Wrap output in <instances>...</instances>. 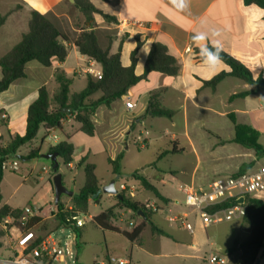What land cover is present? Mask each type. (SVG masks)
Instances as JSON below:
<instances>
[{
  "label": "crops",
  "instance_id": "obj_1",
  "mask_svg": "<svg viewBox=\"0 0 264 264\" xmlns=\"http://www.w3.org/2000/svg\"><path fill=\"white\" fill-rule=\"evenodd\" d=\"M90 1L98 10L111 17V20L106 21L101 15L94 14V29L101 46L105 49L108 48L111 54L116 53L121 47L120 62L123 67L131 66V56L137 47L138 38L142 45L136 54L135 74L137 76L144 75L146 61L155 42L167 46L169 53L177 58L180 65V70L176 76L152 72L146 79L131 87L127 95L121 99L114 101L110 106H99L92 116L95 134L98 131H105L109 137H112L115 146L123 144L128 149L130 141L136 142L140 134L142 135V129H149L146 130L147 135L155 134L157 135L156 141L164 140L167 142L163 150L165 156L193 157L195 163L188 171L187 182L180 184V192L185 185H193L197 192H201L207 189L208 185L218 177L237 174L243 164L255 162L256 165L260 164V161L264 163V158H258L253 150L234 142L236 125L232 121L234 119L237 125L248 126L259 133L258 141H260L264 89L251 86L235 77L224 78L213 89L206 85V82L211 81L222 72H229L230 68L224 62L217 67H208L201 56V49L205 48L206 45L207 48L214 45L222 46L224 52L249 68L254 79L262 78L264 80V8L246 5L244 0H191L190 12H181L180 0H176L174 6L169 3V0ZM32 11H38L53 18L59 28L63 25L75 36L74 40L81 29L85 27L84 16L70 0H0V20L4 18L0 25V42L3 41V32L8 30L7 24L9 22L13 25V29L18 30L15 34H7L10 36L9 41L0 43V58L18 44L22 35L28 31L26 27L29 26ZM28 14L30 15L29 20ZM202 23L206 24L213 33H218V38L207 42L200 39L194 41L196 34L202 30ZM74 40H71L68 45L69 54L63 63L44 67L38 62H29L26 65V77L15 81L8 90L0 93V146L7 145L10 139L16 135H25L29 106L38 98L39 89L43 86L48 88L51 96L54 94L57 87L54 81V73L57 68L62 69L71 79V94L86 88L87 77L91 76L85 72L90 66V58L79 53L73 45ZM71 52H73L72 62H70ZM94 67L102 71L100 64L97 63ZM73 77L86 78V85L82 90L72 91ZM246 91L249 94L245 97L232 98L234 95ZM152 92H157L163 108L174 111L172 119L147 115ZM100 96L101 93L98 92L92 96V99L96 100ZM127 99L134 102L135 109L133 111L126 108ZM71 122L74 121L68 119L63 125L64 133L68 137L67 142L72 144L71 136L65 132V125ZM40 131L44 130L41 129ZM149 140V137L143 138L145 147H147ZM49 149L46 154H48ZM82 157H87V163H90L88 154ZM79 162L78 167H81ZM69 165L70 167L75 166L74 158ZM120 171L126 177L132 174L123 173L122 169ZM135 172L146 177L167 199V202L160 201L142 187L143 191L135 193V197L130 199L141 204L145 202L156 204L160 210L153 215L152 221L168 236L153 234L150 226L144 229L140 239L135 242H130L121 233L110 232L133 243L130 258L125 260H128L130 264H141L140 261L134 262L133 250L135 247L147 254L149 258L158 257L159 254L154 253L155 249L150 248L144 239V233L148 228L151 243L165 240L164 244H169V248L177 252L176 258L186 259L190 255L185 253L192 251L196 255L190 257L199 260L204 245L198 240V236L189 233L192 236L191 240L186 241L179 233L180 227L168 221L170 213L176 212L178 214L187 211L182 207L181 199L176 195L162 192L161 189L165 187L163 183L154 184L153 180L142 172ZM126 177L125 179H128ZM171 180H174V177ZM121 183L132 185L135 189L140 187V183L135 179L123 180ZM99 184L102 188L100 179ZM49 185L47 192L51 197L54 189L52 184ZM146 193H151L152 197L146 196ZM105 195L110 201L111 208L117 205V201L112 195L103 194L99 203L94 199L90 201V208L92 205H99ZM233 195L235 194L229 195L228 198ZM260 199L264 201V195ZM51 202H53V197H51ZM51 202L49 213H45L43 206L34 207L39 211L40 217L44 219L47 230H54L59 227L57 219L51 213L53 206ZM3 204L13 208L21 207L9 203ZM70 205L72 204L64 206ZM117 212H122L124 219L133 216L129 210L119 209V207L115 210L116 216ZM192 215L194 214L190 216ZM237 220L239 224L235 226L242 228L243 219L238 218ZM140 223L141 220L137 225ZM113 224L121 232H131L137 226L132 227L134 220H130V226L125 230L116 225V219ZM248 230L250 235V227ZM236 233L230 232L228 239L233 241L232 244L223 248L220 247L219 250L225 252L234 245L237 239L245 241ZM73 238L76 243V236ZM107 250L104 254L107 263L99 260V257L95 258L94 262L98 263L99 261V263L108 264L113 256L111 257ZM171 264L191 263L176 261ZM260 264H264V258Z\"/></svg>",
  "mask_w": 264,
  "mask_h": 264
},
{
  "label": "trees",
  "instance_id": "obj_2",
  "mask_svg": "<svg viewBox=\"0 0 264 264\" xmlns=\"http://www.w3.org/2000/svg\"><path fill=\"white\" fill-rule=\"evenodd\" d=\"M246 5H256L264 8V0H244ZM74 7L84 16L85 27L81 29L77 38L73 41V45L79 53L95 60L101 65L102 78L96 79L93 76L87 77V86L78 93L71 94L72 81L66 73L57 68L54 73V81L57 85L54 94L51 96L48 88L43 86L39 89L38 98L29 106L26 133L23 136L16 135L11 138L5 146H0V204L3 202L1 192V183L4 176L2 164L8 159L19 155V150L22 146L32 143L38 136L41 129L44 130L45 136L52 132H63L64 123L68 119L80 125V131L87 136H95V125L92 116L95 114L99 106H110L114 101L121 99L127 95L131 87L146 79L152 72H160L168 76H176L180 70V65L176 57L169 53L167 46L160 42H155L151 48L146 61L145 73L143 76L135 74L137 63L136 54L141 47L142 42L137 39V47L132 52L131 66L125 68L120 62L119 50L111 54L108 48H103L99 42L98 35L95 31L94 14L101 15L106 21L111 20V17L98 10L90 0H75ZM4 18L0 20V25ZM69 38L57 26L53 18L38 11L31 12V19L28 26V31L22 35L18 44H16L9 52L0 58L1 79L0 93L8 90L10 85L15 81L26 77V65L29 62H38L44 67H52L55 63H63L68 57ZM209 53L215 51L214 47H208ZM222 61L230 68L229 72H222L215 76L211 81L206 82V85L215 89L226 77H235L243 80L247 84L256 88L264 89V80L262 78L254 79L248 67L243 65L237 59L227 54L223 50L220 52ZM100 92L101 96L93 100L92 96ZM249 92H243L235 97H245ZM69 110V111H65ZM147 115L151 117L172 119L174 111L165 109L161 106L157 92H152L150 95ZM236 125L235 143H238L245 148L255 152L258 158H264V146L259 143V133L248 126ZM67 137V136H66ZM68 138V137H67ZM74 145L64 141L54 147H50L48 154L57 153L59 158L66 165L73 162ZM178 152V151H174ZM40 157V150L33 149L30 151L27 159H35ZM122 155H118L116 159H108V163L112 167V172L117 177H122L121 165ZM53 165V163H52ZM255 162L243 164L237 175L243 174L251 169ZM79 166L84 168L85 185L77 193L71 197L74 211L88 215L90 209V201L93 196L101 188L99 179L96 175V167L94 164L87 163V157H82ZM54 174L56 170H52ZM127 180L135 179L143 189L151 192L157 199L162 202H167V199L161 195L158 189L153 186L149 180L139 175L138 172L129 175ZM123 199H117V205L109 208L102 213L94 216L93 223L103 232L121 233L130 242H135L140 239V236L147 226H150L153 234L168 236V234L157 227L152 221L153 215L158 211L147 210L143 204L127 198L123 193ZM237 199H228L225 202L210 208V212H215L232 206ZM245 215L243 221L250 227V235L245 241L237 239L234 245L225 252L229 254L237 264H260L262 258L261 253L264 251V201L245 196ZM117 207L124 208L133 213L134 217L141 220L131 232H121L114 226L113 222L116 219L115 210ZM59 215L57 221L59 226H62L60 220H64L66 212H63L64 204L61 201L58 205ZM142 212V215L140 214ZM23 215V208H13L7 204H3L0 208V238L8 236L12 225H5L7 218L20 219ZM27 229L41 228L47 229L46 223L42 217H35L27 222ZM66 229L70 227L65 226ZM76 235V247L78 262L79 237L83 234V228H73ZM0 247L2 243L0 242ZM77 264V263H76Z\"/></svg>",
  "mask_w": 264,
  "mask_h": 264
},
{
  "label": "rangeland",
  "instance_id": "obj_3",
  "mask_svg": "<svg viewBox=\"0 0 264 264\" xmlns=\"http://www.w3.org/2000/svg\"><path fill=\"white\" fill-rule=\"evenodd\" d=\"M30 15L28 14V20ZM62 26V27H61ZM60 29L63 33L67 34L69 40H74L75 36L66 30L63 25ZM12 27V29H11ZM28 26L26 27V29ZM7 29L5 30L4 36H2V42L5 43L9 41L8 35L15 34L18 32L17 29H13V25L9 22L7 24ZM8 34V35H7ZM71 51V50H70ZM73 52H71L70 62L73 61ZM74 84L72 86V91L78 92L82 90L86 85L85 77L74 78ZM263 110L261 111L262 116V127L261 128V138L260 144L264 146V101ZM147 131L149 129H146ZM146 130L142 129L141 138H148L147 147L141 148V141L136 140V142L130 141L128 149L122 144L115 146L112 137L108 136L105 131L96 132L94 137L87 136L83 132L79 131V124L76 122H71L65 125V132L69 134L72 138V144L75 147L74 151V163L75 166L70 167L66 165L61 158H58V171L56 174L62 175L63 185L71 192H78L85 185V172L83 167H78V162L82 156L86 154L89 155V162L95 164L96 175L101 180L103 187L108 186L113 180H116V187L119 188L120 182L127 181L125 179L126 175L122 174V177H117L112 172V167L108 163V158H116L119 154H122V160L120 162L121 169L123 173H133L135 171L142 172L144 175L151 178L154 184L159 182L164 184L162 192L168 194L176 195L182 201V207L187 211L188 208L185 205V196L179 190L180 184H185L187 182L188 171L193 167L195 159L193 157L186 156H165L163 150L167 145L164 140L156 141L157 135L146 134ZM55 137H57L55 139ZM67 141V137L63 132H52L50 135L45 136L44 131H40L38 137L29 144L22 146L19 150L18 159H8L9 163L14 160L18 163V170L11 171L5 170L2 180V193H3V203H9L13 206H21L24 208L26 206L38 207L43 206L45 213H49L51 197H53L52 205H54V191L52 196L48 195L49 184L53 183L54 172L52 171V161L42 157L45 155L50 147H54L61 142ZM42 143V145H41ZM172 148V147H171ZM33 149L40 150V157L35 159H27L30 151ZM204 160V159H203ZM260 164L263 162L260 161ZM256 164V166L260 165ZM204 168V166H203ZM203 169L201 168V171ZM174 177V180H171ZM169 180V181H168ZM143 189L136 187V194L142 192ZM237 193L236 189H233L227 193V196ZM104 196V199L99 205H92L88 215H84L87 219V223L83 228L84 232L79 237V248H78V263L76 261L77 257V247L75 243V258L69 264H100L94 262V259L99 257L101 261H107L105 258L106 250L116 259H129L131 255V250L133 243L126 241L121 236H116L110 232H103L98 228L92 221L91 218L98 215L99 213L111 208L110 201ZM146 196L152 197L151 193H146ZM116 199L115 196H113ZM71 197L67 195H62L60 202L64 201L63 204H72ZM141 198V197H140ZM0 204V208L2 206ZM94 204V203H93ZM119 209H124L119 207ZM174 214H177L176 212ZM220 222L211 224L208 227H203L199 216L192 215L188 218V222L192 224L195 229L194 236H198V240L203 243V249L200 253L199 260H195L192 255H196L192 251H187L185 254L190 255L186 259L177 257L175 251L169 248V244H164V241H159L151 243L149 240L150 233L149 228L144 233V239L149 244L150 248L155 249L158 257L149 258L147 254L141 252L138 248H134V262L140 261L141 264H171L176 261H182L191 264H208L206 259L209 255L210 250L220 249V247L230 246L233 241L228 239L230 232H237L236 235L242 240H246L249 236V225L245 224L244 221L242 228H237L236 224H239L237 219L230 221L224 220L223 216L220 215ZM123 219V220H122ZM130 220H134L133 228L139 223L140 219L132 216L131 218L124 219L122 212H117L116 225L122 229H127L130 224ZM241 223V222H240ZM180 227L179 233L183 236L184 240L189 241L191 237L188 230L182 226L179 222L177 224ZM47 230V229H45ZM60 238L64 240L72 239L73 236L71 231L65 228H61L59 232ZM157 241V240H156ZM2 247H0V260L9 258L11 255V241L9 236H4L0 238ZM168 242V241H167ZM170 243V242H169ZM173 245V244H171ZM261 258H264V251L261 253ZM182 259V260H181ZM107 263V262H106ZM58 264V263H55ZM114 264V263H112ZM230 264H237L231 261Z\"/></svg>",
  "mask_w": 264,
  "mask_h": 264
},
{
  "label": "built area",
  "instance_id": "obj_4",
  "mask_svg": "<svg viewBox=\"0 0 264 264\" xmlns=\"http://www.w3.org/2000/svg\"><path fill=\"white\" fill-rule=\"evenodd\" d=\"M97 62L90 59V66L86 69V73L90 74L96 79L102 78V71L96 69L94 66ZM126 108L133 111L135 104L131 99L125 102ZM56 139V138H55ZM141 141L140 147H145V142L138 137ZM2 170H18V163L14 160L9 163L8 160L3 162ZM118 193L124 194L127 198H134L136 189L132 185L121 183L119 188H116ZM233 189L237 193L230 199H239L241 196H250L260 199L264 195V163L249 169L243 174H235L218 177L212 181L207 189L197 192L193 185H185L182 187V193L185 196V205L188 211L183 213H170L168 221L171 224L177 225L179 222L185 227L190 234H194L195 229L188 218L191 214L199 216L203 227H208L211 224L219 223L223 216L224 220L230 221L233 219H243L245 215V207L242 204L235 203L228 208L210 212V208L215 207L226 200H228L227 193ZM144 207L147 210L159 211L160 209L156 204L145 202ZM63 212H66L64 220H60L62 226L54 230H43L41 228L27 229V221L35 217H40L39 211L32 206L23 208V215L20 219L7 218L5 225H12L9 231V238L11 241V255L9 258L1 259L0 264H69L75 257V243L74 238L64 240L60 238V229L65 226L70 227L72 236H76L73 228H84L87 219L84 215L74 211L72 205L64 206ZM52 215L57 219L59 215L58 205L54 203L51 210ZM66 229V228H65ZM232 257L221 250H210L206 259L208 264H230ZM130 264L128 260L116 259L112 257L108 264ZM104 264V263H100ZM106 264V263H105Z\"/></svg>",
  "mask_w": 264,
  "mask_h": 264
},
{
  "label": "water",
  "instance_id": "obj_5",
  "mask_svg": "<svg viewBox=\"0 0 264 264\" xmlns=\"http://www.w3.org/2000/svg\"><path fill=\"white\" fill-rule=\"evenodd\" d=\"M72 3L75 2V0H70ZM69 111V110H65ZM20 156L17 155L11 159H18ZM42 157L46 159H50L53 163L52 170H56L59 166L58 164V154L52 153V154H45L42 155ZM53 189H54V202L56 205H59L62 195H67L69 197H72L74 195V192L69 191L64 185L62 180V175L56 174L53 179ZM103 194H110L112 196H115L117 199H123L122 195L118 193L116 189V180H113L108 186L102 187L98 190V192L93 196V199L96 200L97 203L100 202ZM236 203L238 204H245V196H241L238 200H236ZM142 215V212H140Z\"/></svg>",
  "mask_w": 264,
  "mask_h": 264
},
{
  "label": "clouds",
  "instance_id": "obj_6",
  "mask_svg": "<svg viewBox=\"0 0 264 264\" xmlns=\"http://www.w3.org/2000/svg\"><path fill=\"white\" fill-rule=\"evenodd\" d=\"M169 3L174 6L176 4V0H169ZM181 3V12H190V3L191 0H180ZM202 30L196 34L194 37V41L196 39H200L202 41H209L214 38H218V33H213L206 24L202 23L201 26ZM215 48V51H212L209 53V49L207 48V45L205 48L201 49V56L206 66L208 67H217L220 63H222V57L220 56V52L222 51V46L217 47L213 46Z\"/></svg>",
  "mask_w": 264,
  "mask_h": 264
}]
</instances>
